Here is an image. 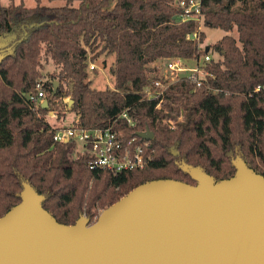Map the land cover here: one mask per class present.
<instances>
[{
	"label": "trees",
	"instance_id": "trees-1",
	"mask_svg": "<svg viewBox=\"0 0 264 264\" xmlns=\"http://www.w3.org/2000/svg\"><path fill=\"white\" fill-rule=\"evenodd\" d=\"M55 1L64 4H43ZM180 1L0 5V41L10 48L0 52L6 54L0 63V217L20 203L24 182L44 197V210L69 226L82 215L94 223L102 210L148 181L195 185L181 163L220 181L234 175L239 157L264 177V0H201L203 27L226 34L209 47L218 55L206 64L209 75L199 87L182 77L147 99L145 90L163 79L159 62L206 54L199 48L205 34L179 18ZM103 55H114L112 90H95L88 80L90 64ZM43 58L57 70L45 82ZM38 90L47 108L29 100ZM65 99L72 101L73 124L83 130L112 127L135 143L146 141L139 133L152 132L143 149L149 164L117 174L89 169L88 154L75 143L53 141L59 129L47 116L64 118ZM124 111L132 125L119 119Z\"/></svg>",
	"mask_w": 264,
	"mask_h": 264
},
{
	"label": "water",
	"instance_id": "water-1",
	"mask_svg": "<svg viewBox=\"0 0 264 264\" xmlns=\"http://www.w3.org/2000/svg\"><path fill=\"white\" fill-rule=\"evenodd\" d=\"M6 47L0 43V52ZM233 165L231 178L215 181L181 163L195 185L148 181L94 223L82 215L69 226L24 182L20 203L0 217V264H264V177L239 157Z\"/></svg>",
	"mask_w": 264,
	"mask_h": 264
},
{
	"label": "built area",
	"instance_id": "built-area-1",
	"mask_svg": "<svg viewBox=\"0 0 264 264\" xmlns=\"http://www.w3.org/2000/svg\"><path fill=\"white\" fill-rule=\"evenodd\" d=\"M176 5L182 9L180 20L182 22L194 21L197 25V32H199V28L203 25L201 0H182ZM196 37V34L191 36L192 39H196ZM210 60L209 54L206 53L200 59L194 60L193 67L188 66L186 60L167 59L161 61L164 69L163 79L153 82L154 90H145L147 99L162 95L169 85L182 77L199 87L209 75L205 67ZM89 69L94 70V65L91 64ZM44 98L45 95L42 90H38L36 94L29 96V100L36 105H41L45 101ZM119 119L125 120L128 125H132V120L126 111L119 116ZM53 141L75 143L78 152L88 154L89 169H101L114 174L143 169L150 160L143 153V149L148 146L146 141L135 143V139L126 140L121 131L112 127L104 130H83L72 124L69 128L59 129L53 136Z\"/></svg>",
	"mask_w": 264,
	"mask_h": 264
},
{
	"label": "rangeland",
	"instance_id": "rangeland-1",
	"mask_svg": "<svg viewBox=\"0 0 264 264\" xmlns=\"http://www.w3.org/2000/svg\"><path fill=\"white\" fill-rule=\"evenodd\" d=\"M20 1L21 0H0V5L3 7H7L11 3L18 4L20 3ZM22 3L27 8H32L35 6V0H22ZM43 4L49 7H61L64 3L61 1H55L52 3L43 2ZM75 5H77V2H75ZM199 30H200L199 32H203L205 34L204 42L199 45L201 49L212 46L215 42H217L219 39H221L223 36L226 35L223 31L219 29H208V28H204L203 25L199 28ZM230 35L236 38V33L234 31L231 32ZM2 42H5L7 44V41L5 40L0 41V43ZM208 54H209L210 59L216 60L218 58V55L212 52V50L209 51ZM113 61H114L113 56L103 55V56H100L96 61H93L91 63L92 65H94V71H91L90 69H88L87 72H88V80L91 81V87L93 89L95 90L114 89V79L112 75L110 74V67ZM194 63H195L194 60L187 61V65L191 67L194 66ZM157 67L159 68L160 74L162 75V73L164 72L162 62H159L157 64ZM56 72L57 70L55 66L53 65V63L49 59L43 58L42 70H41L43 78L41 82L50 81L51 74L56 73ZM56 87H58V83ZM63 102L66 103L67 105L65 108L64 118L58 119L57 115L47 116V121L54 128H58V129H60L59 127L69 128L71 127L73 121L76 119V115L69 111L71 104L70 105L68 104V100L65 99Z\"/></svg>",
	"mask_w": 264,
	"mask_h": 264
},
{
	"label": "crops",
	"instance_id": "crops-1",
	"mask_svg": "<svg viewBox=\"0 0 264 264\" xmlns=\"http://www.w3.org/2000/svg\"><path fill=\"white\" fill-rule=\"evenodd\" d=\"M111 56L114 57V55H111ZM113 63H114V61H113ZM113 63H112V64H113ZM113 79H114V78H113ZM67 100H68V99H67ZM68 104L70 105L69 100H68ZM50 116H51V115H50ZM75 120H76V119H75ZM75 120L73 121V123L75 122ZM73 123H72V124H73ZM59 128L62 129V128H65V127H59Z\"/></svg>",
	"mask_w": 264,
	"mask_h": 264
},
{
	"label": "flooded vegetation",
	"instance_id": "flooded-vegetation-1",
	"mask_svg": "<svg viewBox=\"0 0 264 264\" xmlns=\"http://www.w3.org/2000/svg\"><path fill=\"white\" fill-rule=\"evenodd\" d=\"M4 50V49H3Z\"/></svg>",
	"mask_w": 264,
	"mask_h": 264
}]
</instances>
